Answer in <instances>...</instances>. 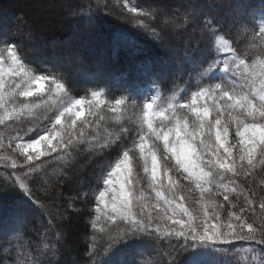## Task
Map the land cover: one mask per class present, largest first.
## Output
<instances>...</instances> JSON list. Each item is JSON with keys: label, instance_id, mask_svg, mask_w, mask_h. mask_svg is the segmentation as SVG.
<instances>
[{"label": "trees", "instance_id": "trees-1", "mask_svg": "<svg viewBox=\"0 0 264 264\" xmlns=\"http://www.w3.org/2000/svg\"><path fill=\"white\" fill-rule=\"evenodd\" d=\"M171 1L178 4L172 10L167 9ZM259 19L264 20V0H0V49H4L2 38L7 37L8 43L18 46L17 55L26 68L38 75L56 74L70 98L90 100L96 91L105 101L94 110L95 115L86 117L88 127L77 125L76 131L83 129L90 142L64 159L41 158L44 163L35 168L15 138H35L30 130L51 115L49 109H57V104L24 110L20 103V111L10 109L12 118L0 123V264H128L133 258L137 264H168L166 253L176 239L168 232L179 226L167 216L184 220L189 216L173 215L164 199L173 201L172 209L183 203L200 225L205 205L211 201L217 205L213 214L219 216V223L235 222L230 213L240 215L243 208L248 210L244 219L254 226L264 225L260 207L264 203V156H258L253 167H242L238 149L232 146L237 169L233 174L218 165L209 166L211 157L205 153L201 163L213 175L209 185H202L209 190L201 192L171 153L164 151L163 141L148 135L147 128L151 120L157 130L166 131L177 118L197 127L195 113L181 105L191 104L192 94L201 88L250 91L244 80H234L224 72L218 43L225 42L243 63L252 56L264 62V36L255 37L262 28ZM244 41L246 45L240 47ZM210 66L212 70L205 72ZM152 89L158 93L156 101L171 102L164 117L144 116ZM209 118L214 120L215 112ZM125 129L127 133L112 149L103 154L94 151L93 136H116ZM229 131L233 137L228 134V139L234 141L235 125ZM140 136L147 137L158 158L155 185L151 159L146 161L136 147ZM205 139L214 144V134ZM124 151L131 157L132 183L127 185L134 196L131 212L137 221L151 220L152 228L159 231L155 242L136 239L112 250L111 237L128 222L119 217L112 220L111 211L103 209L98 197ZM219 154L226 155L223 149ZM13 173L25 180L33 202L13 191ZM169 178L174 184H169ZM225 186L229 201L224 200ZM154 187L164 199L156 197ZM17 209L24 211L18 225ZM260 248L207 242L182 253L178 264H261Z\"/></svg>", "mask_w": 264, "mask_h": 264}, {"label": "snow or ice", "instance_id": "snow-or-ice-1", "mask_svg": "<svg viewBox=\"0 0 264 264\" xmlns=\"http://www.w3.org/2000/svg\"><path fill=\"white\" fill-rule=\"evenodd\" d=\"M132 11L135 12L136 9L133 8ZM2 39L4 41V49H0V109L6 111L7 104L14 97L31 98L44 94L46 85L49 91L57 94H65L68 91L65 83H62L56 74L34 75L31 69L25 67L22 58L17 55L18 46L8 43L7 37ZM4 51L7 52V57L3 55ZM5 64H7V68H5ZM212 67L210 66L204 71H211ZM215 67L219 68V65L217 64ZM228 70L229 65L225 62L224 71ZM261 75H264V73ZM10 80H19L20 83L13 88L12 84L9 83ZM9 88L12 90L8 91ZM217 88H220V86L217 85ZM91 95L92 99L90 100L83 98L74 99L68 102L66 106L61 102L59 108L55 110L50 108L51 115L30 130L31 134L35 135L36 138L30 139L28 143L19 147L22 148L27 156V161L30 162L33 168L39 167L44 163L41 158H46L48 161L64 159L71 156L73 152L78 151L82 144L90 142L89 135L83 129L77 132L76 128L78 122L83 127H88L87 120L82 119L85 118L86 112L88 115H95L94 110L105 103V101L99 99L100 92L93 91ZM199 99H213L214 104L211 108L205 106L201 109L196 106ZM115 103L119 105L121 101L117 100ZM35 106L22 102L24 109ZM144 107L146 109L144 116L148 117L149 112L147 109H151L152 104H145ZM181 107L189 108L195 113L198 121L197 127L191 128L187 119L181 120L177 118L173 127L168 128L166 131L164 129L157 130L153 122L148 120V135L154 136L156 140L163 141L164 151L171 153L176 164L187 173L188 177H191L196 182V186L200 188L201 192L209 190L206 187H202V185H209L211 183L210 178L213 175L210 170L206 171L201 163L204 160L205 153L211 157L207 160L209 166L218 165L225 172L233 174L237 172L236 154L233 153L231 147L226 146L231 125H235V135L239 138L238 145L234 147L238 149V157L242 167L251 168L254 166V161L258 156H264V82L261 83L259 88L252 87L250 91L243 88L241 91H236L235 88L232 90L220 89L219 97L215 96L213 90L201 88L199 92L192 94L191 104H183ZM112 110L116 111L115 108ZM213 110L215 111L214 120L209 118ZM225 113H227V119L223 118ZM13 115L14 111L7 112L8 119H11ZM157 115L165 116L163 112L157 113ZM4 120L5 116H0V123ZM69 120L71 121L70 124L67 123ZM169 122L171 123V121ZM49 124L51 127L48 126ZM127 131L126 129L121 130L116 136L111 134L106 137L93 136L91 142L94 151L97 154H103L112 149ZM212 134H214V144L205 139L206 135ZM65 136L68 137L67 140ZM136 147L146 161L150 157L151 180L153 185H155L159 168L156 152L149 145L146 136H140ZM220 149L224 150L226 154L224 157L219 154ZM131 171L129 151H124L123 158L112 168V172L108 174L109 178L103 181L106 186L105 190L99 192L98 199L100 203L105 207H108L109 204L111 205V219L115 221L119 217L123 221L128 222L124 228L111 237L110 249L112 250L136 239H150L155 242L157 239L156 232L159 231L158 228H152L151 220L147 222L137 221L131 212L134 196L127 187V185L132 183L129 179ZM145 171H148L147 167H145ZM113 175L116 176L115 180L111 178ZM164 175H167L166 169ZM10 181L13 191L23 193L32 201V191L28 188L24 179L17 177L13 173ZM116 184H119L118 190L115 187ZM169 184H174L171 178H169ZM153 190L158 199H164V194L160 190L155 187ZM228 191L225 186L223 194L225 201L230 199ZM231 191L234 192L235 189L233 188ZM107 193H112L110 201L105 199ZM164 203L169 206V210L173 211V215L182 213L185 216H189L188 220L173 219L172 216H167L168 220L179 226L178 229L173 227L168 232L169 237L176 238L175 243L172 244V247L166 253L168 264H178L182 253L196 247L198 244L207 242L222 245L248 243L253 247L259 245L261 246V253L264 254V225L254 226L253 223L244 219L243 217L248 214L247 209L242 208L240 215L235 212L230 213V217H233L235 222L223 224L219 223V216L213 214L217 205L214 201H211L205 205L204 221L200 225L190 216L183 203L177 204L175 209L171 208L172 200L164 199ZM209 207L213 209L212 212L209 211ZM260 207L264 210V203H261ZM23 215L24 211L17 209L15 214L16 225L21 222ZM210 220L217 222L210 223ZM13 231H15V228ZM136 251H139V249ZM93 255L95 254L93 253ZM128 264H137V262L133 258ZM261 264H264V255L261 257Z\"/></svg>", "mask_w": 264, "mask_h": 264}, {"label": "rangeland", "instance_id": "rangeland-1", "mask_svg": "<svg viewBox=\"0 0 264 264\" xmlns=\"http://www.w3.org/2000/svg\"><path fill=\"white\" fill-rule=\"evenodd\" d=\"M178 4H176V2L174 1H171L167 4V6H169L167 9H175L176 6ZM211 9V8H210ZM209 7H208V11H210ZM205 12V11H204ZM46 17V16H45ZM165 21H167L166 19H164ZM232 21H230L229 23H231ZM259 24L262 28H259L258 32H256V36L255 37H258V36H264V20L262 19H259ZM187 36V35H186ZM172 39H169V40H166L167 42ZM246 41H244L240 47L242 46H245L246 44ZM219 46H220V50L223 54V66H222V69L224 70V63L227 62L228 65H229V70L228 71H224L225 73H227L229 75V77L233 78L234 80L236 79L237 80V77L239 80H244L247 84H249L251 87H255V88H259L261 83L264 82V75H261L262 73H264V62L263 60L260 58V57H256L255 56H252L251 57V61L248 62V63H241V61H239V59L237 57H235V55L232 53L231 50H229V48L227 47L226 43L225 42H219L218 43ZM261 46V45H258L256 48L253 49V54H256V50L257 48ZM5 57H7V52H6V55ZM5 68H7V64H5ZM34 75H38V74H35ZM7 79V78H6ZM9 83L12 84V87L14 88L16 84L20 83L19 80H10ZM244 83V82H242ZM216 88H214V93L215 95H219L220 94V89H217L215 90ZM12 89L9 88L8 91H11ZM150 96H151V103H152V108L151 109H147V111L149 112V115L151 116H157V113H160V112H165L166 108H167V105L170 104L171 102H158L156 101L157 96H158V93L156 90L152 89L150 91ZM34 99H39V101H34L32 102L31 100H34ZM75 98H70L66 93L65 94H57L55 92H51L48 90V86L46 85V88H45V93L44 94H41L40 96H34V97H31V98H21V97H14L12 99V103L11 104H8L7 105V110H3V109H0V116H5V118H7V112H11L10 109H16V111H20L21 109V106H19L20 103H28L30 105H36L37 107L40 105V104H43V103H53V104H57L58 108L60 107L61 105V102L64 103V106H66V104L68 102H70L71 100H74ZM43 100V101H42ZM42 101V102H41ZM156 101V102H155ZM214 104V100L213 99H199L197 100V104L196 106L198 108H203L205 106H208V107H212ZM35 106V108H36ZM23 108V107H22ZM34 107H29L27 108V110L29 109H33ZM26 110V109H24ZM62 110V109H61ZM213 112H215L213 110ZM88 116L87 112L85 114V118H82V119H86V117ZM227 117V116H226ZM67 123H71V121H67ZM79 123V122H78ZM229 134L231 137H233V133H231L229 131ZM36 138V137H35ZM35 138H30V139H35ZM30 139H27V138H22V137H19V138H15V142L17 143L16 145L20 146L22 144H26L30 141ZM238 140L239 138L236 136H234V141H232V139H228L227 138V142H226V146L227 147H232V146H235L238 145ZM22 149V148H21ZM112 172V171H111ZM109 178V176L107 177ZM113 180L116 179V176L113 175L111 177ZM115 187L117 188V190L119 189V184H116ZM106 188V187H105ZM111 196H112V193H107L106 196H105V199L106 200H111ZM101 206L103 207V209H106V210H109L111 211V205L109 204L108 207H105L103 204H101Z\"/></svg>", "mask_w": 264, "mask_h": 264}]
</instances>
